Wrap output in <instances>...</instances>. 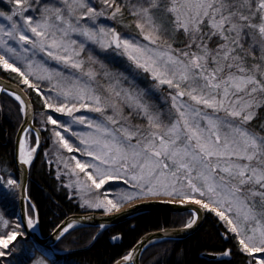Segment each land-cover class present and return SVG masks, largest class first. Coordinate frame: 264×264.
<instances>
[{"label":"snow or ice","instance_id":"snow-or-ice-1","mask_svg":"<svg viewBox=\"0 0 264 264\" xmlns=\"http://www.w3.org/2000/svg\"><path fill=\"white\" fill-rule=\"evenodd\" d=\"M7 4L0 72L16 87L0 84V93L20 123L15 173L0 168V202L19 198L21 212L13 220L0 210V264H59L77 223L39 237L29 177L42 136L54 145L55 179L80 208L113 216L162 200L187 211L183 230L203 212L215 217L223 244L206 255L264 264V0ZM113 182L126 187L113 193ZM150 242L111 264H143L137 252Z\"/></svg>","mask_w":264,"mask_h":264},{"label":"trees","instance_id":"trees-1","mask_svg":"<svg viewBox=\"0 0 264 264\" xmlns=\"http://www.w3.org/2000/svg\"><path fill=\"white\" fill-rule=\"evenodd\" d=\"M0 77L16 84L7 73L0 72ZM33 106L36 102L31 96ZM0 167L7 168L15 173L13 165V140L20 121L10 98L0 95ZM15 108V107H14ZM11 110L14 114H11ZM46 140L31 168L29 177L30 195L38 204L41 213V226L39 234L46 237L52 230V226L60 223L65 217L85 213L79 211L66 199L61 187L55 179H51L46 172L42 153L46 150ZM46 148V149H45ZM188 214L148 213L140 215L130 221L104 230L99 238L85 251L68 253L66 263L74 264H111L112 257L119 252L128 250L143 234L161 230L164 228H177L183 226V221ZM220 225L215 217L205 214L201 227L190 237L183 241H162L156 243L143 253L140 260L143 264H154L159 260L160 264H217V261H209L200 258L205 249L209 247L219 248L223 246L218 238ZM98 229L83 228L73 230L62 244L60 252H69L86 248ZM113 234H123V240L118 244H111L110 237ZM227 259V258H225ZM231 264H243L239 254L231 258Z\"/></svg>","mask_w":264,"mask_h":264},{"label":"water","instance_id":"water-1","mask_svg":"<svg viewBox=\"0 0 264 264\" xmlns=\"http://www.w3.org/2000/svg\"><path fill=\"white\" fill-rule=\"evenodd\" d=\"M0 84H5V85L10 84L11 87L13 88L16 87L15 84L7 80H4L2 78H0ZM32 111H33V107H32ZM18 132H19V127L16 131L14 142H13V163H14L15 169L17 167L16 160H15V148H16V138H17ZM20 212H21V205H20L19 198H17V217L20 215ZM148 213H187V211L185 209L176 208L170 204H166L162 200H151V201L140 202L139 207H135V206L129 207L126 210V213L122 215L117 214L113 216H104L102 213L72 214V215L65 217L60 223H63L69 219H72V220L77 221L74 230L81 229V228L99 229L98 225L100 223H104L105 229H108V228H112L117 225H120L124 222H127L135 217L148 214ZM86 217L87 219H85ZM203 220H204V213L201 212V220L198 222V226L192 230H183V228L164 229V230L149 232V233L144 234L142 237H140V239L136 242V244H138L141 239H145L148 237H151V242L139 249V251L137 252V259L140 260V257L142 253L144 252V250L153 243H156L162 240H184L186 239L187 237L194 234L200 228V226L203 223ZM165 230H167V235L165 234ZM101 231L103 230H100V232ZM40 239H44V238L40 237ZM202 257L207 258V259H215L208 255H202Z\"/></svg>","mask_w":264,"mask_h":264},{"label":"rangeland","instance_id":"rangeland-1","mask_svg":"<svg viewBox=\"0 0 264 264\" xmlns=\"http://www.w3.org/2000/svg\"><path fill=\"white\" fill-rule=\"evenodd\" d=\"M9 7V5L7 4V0H0V10H7ZM3 73V72H2ZM32 98L34 99V101L36 102V106H34V112L36 113L37 117L39 116V111L41 109V103H40V100L39 98L33 93L32 94ZM15 110V108L13 107V111ZM13 111L11 110V114H14ZM90 115V114H89ZM61 119H63V117H61ZM38 126V125H37ZM46 135V134H45ZM46 140V150L43 151L42 153V159L45 163V167H46V172L48 173V176L51 178V179H55V176H54V172H55V155H54V145L52 143L51 140L49 139H45L43 136H42V143H44V141ZM45 152H48L49 153V156L48 157H45L44 156V153ZM65 155L67 156V153H65ZM51 159L53 161V164L51 166V168L48 166V163L47 161ZM0 168H3V169H6L8 172H10V170H8L7 168H4V167H0ZM65 179V182H67V178H64ZM56 180V179H55ZM57 185L59 187L60 186V182L57 181ZM108 187V190L115 193V192H118L120 190H122L123 188H125L126 186L123 185V184H120L118 182H113L111 183L109 186H106ZM61 190L62 192L65 194L66 196V199L68 201H70L72 203L73 206H75L79 211L81 212H100V211H94V210H91V209H83V208H80L78 206V201L76 199H72V200H69L67 198V195L66 193L68 192L67 189H63L61 187ZM0 210H3L6 212V214H8V216L15 220L17 218V198L16 199H12V198H9V200L7 202H0ZM17 255H21V253H17ZM62 257V259H59V264H74L72 262L70 263H66L65 262V258L64 256H60ZM64 258V259H63Z\"/></svg>","mask_w":264,"mask_h":264},{"label":"flooded vegetation","instance_id":"flooded-vegetation-1","mask_svg":"<svg viewBox=\"0 0 264 264\" xmlns=\"http://www.w3.org/2000/svg\"><path fill=\"white\" fill-rule=\"evenodd\" d=\"M181 241H183V240H181Z\"/></svg>","mask_w":264,"mask_h":264}]
</instances>
